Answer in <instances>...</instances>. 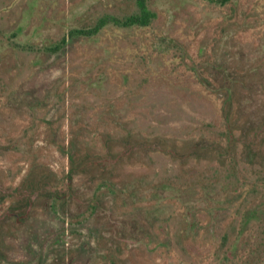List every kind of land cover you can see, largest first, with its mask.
Wrapping results in <instances>:
<instances>
[{
	"label": "rangeland",
	"instance_id": "1",
	"mask_svg": "<svg viewBox=\"0 0 264 264\" xmlns=\"http://www.w3.org/2000/svg\"><path fill=\"white\" fill-rule=\"evenodd\" d=\"M148 6L0 0V264H264V0Z\"/></svg>",
	"mask_w": 264,
	"mask_h": 264
},
{
	"label": "trees",
	"instance_id": "2",
	"mask_svg": "<svg viewBox=\"0 0 264 264\" xmlns=\"http://www.w3.org/2000/svg\"><path fill=\"white\" fill-rule=\"evenodd\" d=\"M220 4H225L229 0H215ZM135 9L122 16H116L113 14H104L97 18L95 23L86 28H74L70 29L66 35L61 39V43L64 44L67 39L72 38L75 35L93 36L100 32L107 25L115 27L130 28V27H148L156 16V13L148 6V0H133ZM58 46V45H57ZM55 48V47H54ZM55 50V49H54ZM228 99L224 101L226 103Z\"/></svg>",
	"mask_w": 264,
	"mask_h": 264
}]
</instances>
